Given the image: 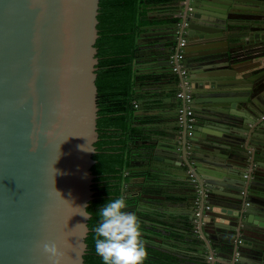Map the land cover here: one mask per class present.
Here are the masks:
<instances>
[{"label": "water", "instance_id": "obj_1", "mask_svg": "<svg viewBox=\"0 0 264 264\" xmlns=\"http://www.w3.org/2000/svg\"><path fill=\"white\" fill-rule=\"evenodd\" d=\"M177 1L166 40L147 53L149 72H170L184 38L191 92L230 104L193 106L192 133L170 137L168 159L152 153L148 164L127 170L160 186L165 161L190 184L187 221L200 249L212 255L210 264L222 246L221 255L235 264H264V0ZM99 6V0H0V264H50L42 242L59 245L61 264H86L99 138ZM175 102L177 119L184 102ZM199 102L192 96L191 106ZM177 195L140 198L158 205Z\"/></svg>", "mask_w": 264, "mask_h": 264}, {"label": "crops", "instance_id": "obj_2", "mask_svg": "<svg viewBox=\"0 0 264 264\" xmlns=\"http://www.w3.org/2000/svg\"><path fill=\"white\" fill-rule=\"evenodd\" d=\"M179 1L172 0L165 3H158L150 7L146 12L147 21L139 26V43L137 44V56L134 60V64H137L135 69V82L134 90L136 97V104L134 110L133 125L141 130L142 139L140 142L142 146L135 148V151L141 154V158L137 160L133 165H146L149 163V156L152 153L157 156L164 157V160L168 159V146L172 142L171 136H175L177 133V119H176V91L179 89L180 80L176 72H164V75L159 71L152 74L148 68V55L151 47L155 43L163 44L162 40H166L168 32V23L171 21V16L178 14ZM243 13V11H241ZM242 20V18H239ZM199 40V39H198ZM186 48L189 47L185 45ZM199 47V44L195 45ZM185 63V62H184ZM175 73V74H174ZM238 79L240 74H235ZM241 79V78H240ZM201 90V89H199ZM193 98L202 100L197 104L192 103L193 106H197L199 109L212 105H228L230 101H223V97L213 95L206 97L205 95L195 96L192 91ZM223 98V99H222ZM179 99V104L180 98ZM137 100H140V108L137 107ZM212 100V101H209ZM232 109V108H229ZM237 110L236 108H233ZM263 132V131H262ZM264 137V133H259ZM156 140L162 141L164 147L155 148ZM158 150V152H155ZM150 161H158L150 158ZM167 169L163 174V181L160 182V186L152 185L150 178H145L135 172L129 173L127 180V186L129 188V196L132 199L127 204L137 203L139 211L132 207L127 210L133 211L136 215H140L147 222L141 223L142 238L145 241V245L153 248L156 251L161 252L164 255H168L177 260L181 264H207L206 257L209 255L208 249H200L201 242L198 239H194L190 226L188 224V218L192 215V203L188 194L191 191L190 184H185L180 177H174L170 169L169 163L164 161ZM169 165V166H167ZM152 177V175H151ZM177 192L180 195L167 196V199L160 201L158 205L152 204L149 201L144 202L140 198L142 194L153 195L156 194L162 196L163 192ZM168 195V194H167ZM210 196V195H209ZM217 218L225 219L227 215L217 216ZM163 224V225H160ZM175 227H188L187 233L177 231ZM217 242L213 243V246H217ZM223 246L218 250H213L215 256V263L217 264H235L232 260L223 257Z\"/></svg>", "mask_w": 264, "mask_h": 264}, {"label": "trees", "instance_id": "obj_3", "mask_svg": "<svg viewBox=\"0 0 264 264\" xmlns=\"http://www.w3.org/2000/svg\"><path fill=\"white\" fill-rule=\"evenodd\" d=\"M172 0H99L98 86L99 138L95 142V194L87 209L90 232L86 238V264H102L95 253L93 227L98 222V209L108 200L122 197L131 202L127 167L141 158L135 148L142 146L141 130L133 125L136 104L134 60L137 56L136 38L139 26L147 21L151 6ZM144 264H181L177 260L146 246Z\"/></svg>", "mask_w": 264, "mask_h": 264}, {"label": "clouds", "instance_id": "obj_4", "mask_svg": "<svg viewBox=\"0 0 264 264\" xmlns=\"http://www.w3.org/2000/svg\"><path fill=\"white\" fill-rule=\"evenodd\" d=\"M127 209L125 199L117 197L97 211L98 222L92 232L94 250L102 264H144L147 258L141 222ZM40 248L50 264H61L64 253L56 242H42Z\"/></svg>", "mask_w": 264, "mask_h": 264}, {"label": "built area", "instance_id": "obj_5", "mask_svg": "<svg viewBox=\"0 0 264 264\" xmlns=\"http://www.w3.org/2000/svg\"><path fill=\"white\" fill-rule=\"evenodd\" d=\"M185 45V39L180 38L177 43V50H175L171 55L170 67L174 72H179L182 75V80L180 81L179 89L176 91V96L182 98L184 106L179 109L177 115L178 122V133H181L183 129H186L187 134H191L193 126L195 124V117L193 116V109L190 104L192 98V92L189 87V82L186 78L187 68L183 61L182 47ZM191 175V174H190ZM198 200H196L197 203ZM212 255H207V264H210L212 260ZM217 264V263H213Z\"/></svg>", "mask_w": 264, "mask_h": 264}]
</instances>
